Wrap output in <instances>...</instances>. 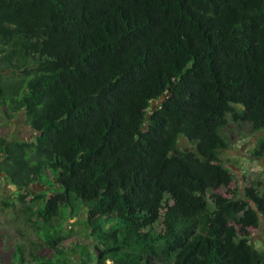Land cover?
Returning <instances> with one entry per match:
<instances>
[{
  "label": "trees",
  "instance_id": "16d2710c",
  "mask_svg": "<svg viewBox=\"0 0 264 264\" xmlns=\"http://www.w3.org/2000/svg\"><path fill=\"white\" fill-rule=\"evenodd\" d=\"M1 107L34 140L0 138V173L55 252L82 205L96 264H264V182L202 200L233 181L230 124L264 160V0H0Z\"/></svg>",
  "mask_w": 264,
  "mask_h": 264
},
{
  "label": "rangeland",
  "instance_id": "374dc122",
  "mask_svg": "<svg viewBox=\"0 0 264 264\" xmlns=\"http://www.w3.org/2000/svg\"><path fill=\"white\" fill-rule=\"evenodd\" d=\"M8 73L3 72V75L8 76ZM155 107V104H152V109ZM2 109L3 107L0 108V138H13L18 141L34 140V133L25 125L22 113L6 119ZM262 135V133L249 134L243 125L230 124L227 127L224 134L228 141L227 149L220 152L219 158L232 172L233 181L228 186L214 187L209 190L202 197L204 203L216 199L219 205L231 204L243 197L244 188L252 181L264 182V160L253 159L250 156V151ZM178 147L186 150L193 148L182 138L179 139ZM57 187L56 178L52 173L47 172L39 182L32 184L29 190L32 191L31 195L45 194L49 197L51 193H55ZM3 189L4 193L9 195L8 204L12 207L4 208L0 203V264H19L18 252L24 258L23 264H47V262L50 264H96L92 248L97 246V243L87 230V213L82 205L73 215H70L68 210L64 211V219L53 223V229L49 232L56 230L62 237H65V247L57 246L55 252L37 228L39 221L32 223L26 220V214L22 213L16 201L18 196L16 187L9 180L2 179L0 180V194ZM209 209L210 215L215 214V207L211 206ZM30 220H35V218ZM230 225L240 231L233 221H230ZM244 236L253 243L256 250L262 249V227L260 229L249 228ZM72 241H75L76 245H70ZM109 244H113L112 241ZM70 246L73 247L72 250L68 248ZM33 258L35 259L30 263L29 261ZM100 264L111 263L105 261Z\"/></svg>",
  "mask_w": 264,
  "mask_h": 264
},
{
  "label": "flooded vegetation",
  "instance_id": "af4514ba",
  "mask_svg": "<svg viewBox=\"0 0 264 264\" xmlns=\"http://www.w3.org/2000/svg\"><path fill=\"white\" fill-rule=\"evenodd\" d=\"M2 179L7 180V178L3 174L0 173V180H2ZM3 187H5V185H3ZM16 190H17V188H16ZM17 192H18V190H17ZM29 192L32 193V191H29ZM0 196H1L0 203L1 202H8L9 195L4 193V189L2 190V193L0 194Z\"/></svg>",
  "mask_w": 264,
  "mask_h": 264
}]
</instances>
